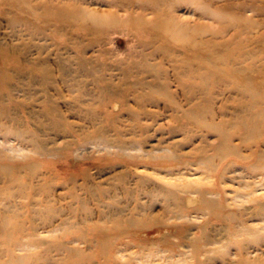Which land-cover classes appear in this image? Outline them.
<instances>
[{"label":"rangeland","instance_id":"374dc122","mask_svg":"<svg viewBox=\"0 0 264 264\" xmlns=\"http://www.w3.org/2000/svg\"><path fill=\"white\" fill-rule=\"evenodd\" d=\"M19 1L0 5V47L32 58L38 44L69 42L71 53L106 62L98 74L114 85L134 63L148 80L166 76L167 87L146 100L122 89L108 106L83 105L99 127L115 119L144 152L105 148L74 113L67 121L91 137L73 147L42 154L0 133V264H264V0ZM67 4L84 13L70 25L57 16ZM92 13L115 21L98 25ZM44 55L58 73L55 53ZM89 83L98 101L109 96ZM241 104L242 128L219 141ZM122 181L144 204L131 218L117 212ZM181 188L198 200L188 205ZM163 196L185 216H172Z\"/></svg>","mask_w":264,"mask_h":264},{"label":"bare ground","instance_id":"6f19581e","mask_svg":"<svg viewBox=\"0 0 264 264\" xmlns=\"http://www.w3.org/2000/svg\"><path fill=\"white\" fill-rule=\"evenodd\" d=\"M23 4L25 5L24 1L20 3L19 0H0V5L6 8L15 5L22 6ZM67 5L70 6V4ZM59 10V12L56 11L58 12V18L68 25L75 22V17L84 15V13H80L79 10L71 6L69 8L63 6ZM38 13L41 14V12ZM89 18L98 25H106L115 21V18L112 16L95 13H92ZM137 23L139 26L143 25L141 24L142 21H138ZM64 27L59 25L54 28L55 31L70 34V30ZM45 36L48 38V35ZM44 40L47 39L45 38ZM68 43L55 40L52 41L50 46L38 44L36 47V57L32 58H25L28 51L26 48H19L16 44H8L10 46L1 45L0 120L3 119L6 124L0 123V133L12 134L14 137L19 138L20 144H23V142L30 144L31 147L42 154L57 150L61 146L73 147L91 137L84 130H74L73 125L67 121L68 114L74 113L80 120H86L91 125L93 133L99 137V141L97 140L98 144H102L105 148H114L127 153L134 151L144 152L143 141L122 138L129 132L124 131L122 127L115 123V119L107 118V122L99 127V122L95 123L98 119L96 113L85 112L83 105L89 104L90 106H94L104 102L108 106L111 103L110 96L116 99L119 97L122 89L127 92L135 91L140 101L146 100L147 95L145 93L150 94L157 89L167 87V82L165 81L167 77L155 74L152 79L148 80L143 76L145 70L139 68L134 63H130V65L123 68V73H121V80L123 81L120 80L114 85V82L111 81L113 80V75L98 74L99 69L104 70L106 68V62L89 60L85 56V49H79L71 53ZM46 51L55 53V61L59 67L58 73H53L54 71L48 65L46 56H43V53ZM62 51L68 52V55L61 57ZM115 65L118 68L122 67L117 61H115ZM152 68L157 69L154 65H152ZM131 77L133 80L129 81L128 79ZM100 79L104 81V86L101 85ZM87 81L88 83L91 82L89 84H92L98 90L100 89L102 93L109 91V96L104 101L102 97H99V101L95 99L94 94L88 92ZM158 82L161 83V86H158ZM19 92H22L24 96L19 97ZM63 95H67V97ZM82 95L88 97L87 101H84L83 97L81 98ZM63 105L66 106L65 109L62 108ZM248 111L249 109L243 104L237 107V110H234L232 119L229 120L231 128L229 130L226 129L228 131L224 130L218 133L219 141H227L234 129L240 130L242 128L240 121ZM18 126H21L24 130L19 129ZM175 128L176 126L171 128L172 133L175 131ZM26 129H28V132H26ZM132 130L127 129L131 134L135 133ZM249 135L251 136V134ZM67 137L69 139L63 141V143H60L61 140L58 142V139H66ZM48 142L53 147H48ZM173 146L178 147V144L174 143ZM157 149L161 150L162 148L160 146ZM170 152L173 154L172 148ZM135 154L136 152L130 155ZM116 184L119 186L122 195L126 197V200L121 202L123 206L117 209L120 217H124L129 213V218H131L140 209H144V204L140 205L141 203H139L137 190L130 186L129 181L117 182ZM149 188L151 189V187ZM181 190L191 194L188 205L198 200L194 195L195 191L187 188H181ZM163 197L165 201L163 204H167V207H170L168 209L172 216L175 218L185 216L179 212L180 209L178 210V207L181 208L179 201L178 203H172L169 202L167 197ZM142 213L143 211L140 212V215L144 216ZM129 218L120 219L128 221ZM153 228L157 230V226Z\"/></svg>","mask_w":264,"mask_h":264}]
</instances>
